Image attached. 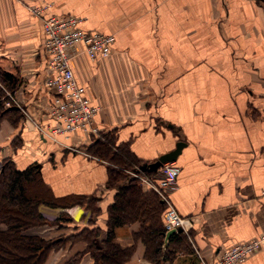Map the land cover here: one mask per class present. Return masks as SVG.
Instances as JSON below:
<instances>
[{
	"label": "crops",
	"instance_id": "obj_1",
	"mask_svg": "<svg viewBox=\"0 0 264 264\" xmlns=\"http://www.w3.org/2000/svg\"><path fill=\"white\" fill-rule=\"evenodd\" d=\"M43 1L0 0L1 105L8 109L0 118V160L9 158L18 169L37 167L56 198L93 200L92 216L86 202L65 207L40 204L45 226L26 233L57 232L60 240L88 227L97 228L100 237L107 229V209L117 189L107 186L108 170L116 166L86 152L83 147L91 144L92 136L81 130L60 135L63 144H58L41 137L34 124H55L52 96L44 86L42 19L29 10ZM105 1L59 0L57 7L46 12L76 15L83 18L81 28L115 36L108 60L92 61L85 55L72 60L86 96L100 106L94 118L98 127L105 132L114 130L118 142L131 140L129 150L147 163L172 150L178 141L184 143L173 160L180 172L170 198L181 216L192 219V239L191 245L186 241L188 250L176 252L165 264H201V259L210 263L220 249L264 235L260 149L264 147V122L260 126L245 112L247 99H253L257 91L244 85L246 95L242 97L237 82L226 84L216 77L194 81L201 71L225 73L227 56H237L236 49L223 51L227 38L220 28L223 20L237 18L232 11L239 0H116V4L107 0L110 6ZM242 8L256 10L251 1ZM123 52L142 70L157 75L154 84L147 86L148 92L154 90L153 98L139 112L134 108L136 100L129 98L133 86L121 84L126 77ZM10 95L20 107L6 105ZM252 101L259 106L257 100ZM156 119L160 127L152 123ZM135 230L132 224L119 226L114 239L122 247L134 243L125 264H146L141 241L132 237ZM98 238V246L103 247ZM65 248L78 251L77 264L91 259L83 242H68ZM59 256L50 253L44 264H64ZM242 264H264V240Z\"/></svg>",
	"mask_w": 264,
	"mask_h": 264
},
{
	"label": "trees",
	"instance_id": "obj_2",
	"mask_svg": "<svg viewBox=\"0 0 264 264\" xmlns=\"http://www.w3.org/2000/svg\"><path fill=\"white\" fill-rule=\"evenodd\" d=\"M1 97L0 90V118L1 114L8 110L1 105ZM108 132L103 135L106 136ZM112 143L110 140L98 139L86 146L87 152L100 155L101 158L107 157L108 161L116 166H110L108 170L107 186L117 189L113 202L107 209V229L102 240L103 247H99L95 240L99 235L97 228L85 227L78 233L61 237L60 240L26 233V230L46 222L45 217L38 211L40 204L65 207L86 202L90 207L93 200H85L84 196L56 198L43 182L37 167L30 165L18 169L9 158L1 161L0 264H44L52 249L73 238H84L88 243L86 249L94 264H125L132 254L134 243L130 246H120L114 239L115 229L136 221L140 223V227L138 231L133 232L132 237L135 242L138 239L141 241L144 259L159 264L173 258L179 245L184 243V233H173L163 248L165 229L158 221L160 202L151 190L143 189L137 178L123 170H136L147 162L137 158L128 147L119 146L114 149ZM155 172L143 171L149 174Z\"/></svg>",
	"mask_w": 264,
	"mask_h": 264
},
{
	"label": "built area",
	"instance_id": "obj_3",
	"mask_svg": "<svg viewBox=\"0 0 264 264\" xmlns=\"http://www.w3.org/2000/svg\"><path fill=\"white\" fill-rule=\"evenodd\" d=\"M46 5H32L29 10L42 19L44 34L43 49L46 56L44 86L52 96L51 115L55 124L35 127L41 137L58 144H63L58 137L67 136L75 130L103 140V129L95 123V115L100 106L92 104L86 96L85 86L80 83L73 71L72 60L85 55L92 61L106 58L110 55L115 36L113 34L85 30L80 27L83 18L73 14L45 13ZM7 106L20 105L10 95ZM76 149V148H73ZM129 174L157 193L159 201L165 205V232L174 229L184 233L188 238L193 226L192 219L181 216L173 205L169 195L177 184L180 167L174 162H165L156 173L145 176L137 168L128 170ZM264 236L245 243L234 244L217 251L213 261L201 264H242L248 255L260 248Z\"/></svg>",
	"mask_w": 264,
	"mask_h": 264
},
{
	"label": "rangeland",
	"instance_id": "obj_4",
	"mask_svg": "<svg viewBox=\"0 0 264 264\" xmlns=\"http://www.w3.org/2000/svg\"><path fill=\"white\" fill-rule=\"evenodd\" d=\"M54 1H55V3H54ZM54 1L53 0H45L41 4H38V5L39 6L46 5L47 8H45V12L46 11L48 12L49 8H51L53 6L57 7L59 0H54ZM247 1H251L253 3L254 7L256 8L255 11L254 10H252L251 12L246 11V10L242 11V9H243L242 6L246 5ZM105 3H107L110 6V3L107 0L105 1ZM237 3H238V4H236L237 6H235V8H233L234 11H232L233 12L232 15L233 16L236 15L237 18L231 17L230 19L223 20V22L221 21L223 24L221 25V28H220V30H221L220 33L225 35V37L227 38L224 41V47H223V45L221 46L223 48V51L227 54L228 52H230V49H231V51L233 49H236L235 52H236L237 56L234 59H229L227 56V58L224 61L225 63H223L224 70H226L225 73H222V74H212V73L205 74L201 71V72H198L197 75L196 74L194 75V81L201 83L202 81H205L207 79V77H216L218 80H220L226 84L227 83L230 84V82H232V81L235 83L237 82V83H239V85L242 88L239 91L236 90L235 92L238 91V94L241 95L242 97H244L246 95L245 90H243L244 85H247L251 89L256 90L257 92L254 95V98L253 99H251V98L247 99L248 101H247V106H246L245 112L251 118L257 119L258 124L261 126V123L264 122V110H262L264 108V1H262V0H239V1H237ZM112 4H116V0H113ZM234 4H235V2H234ZM103 6H106V5L103 4ZM30 7L31 6H29V8ZM47 12L45 13L46 15L52 14V13H47ZM66 14H69V13H66ZM232 38L237 39V40H232ZM111 53H112V50H111ZM111 53L108 57L100 59V61L108 60L113 54V53L112 54ZM116 54H120L119 51ZM122 54H124V56H125L123 58V60L125 61L124 71H125L126 77L123 79V83H121V84H124V85L128 84L130 86H133L132 89H134V91H132V93L130 91V94H131L129 97L131 99L130 101L132 102L134 99L136 100V105L134 108H136V110L138 112L142 111V109L145 110L146 109L145 106H147L148 102L150 103V101L154 95L153 94L154 90L152 92H148L149 88L147 89V86L151 87V85L154 84L153 81L156 80L157 75L156 74H150V73H147L145 70H142L143 69L142 66H140L135 59H133L132 57H129L127 52H123ZM126 65L129 67H127ZM130 67L134 70L135 74L131 73V71L129 69ZM140 69H141V71H140ZM116 83H117L116 85H118V86L120 85L119 81H116ZM226 88H227V86H226ZM123 91L124 92L128 91L127 86H126L125 90L123 87ZM227 93H228V91H227ZM252 100H257L259 106H257L255 103L253 104ZM152 123L155 126L160 127L159 119L154 120V122H152ZM163 126L164 125H162V127ZM260 126H259V129H260ZM167 127H170V124H168ZM107 135H108V137H106ZM107 135L103 136V140L106 139V141L107 140L113 141L112 147H114V149H116V147H119V146L128 147L130 149L131 140L128 142H118L114 130L111 132H108ZM97 140L98 139H96V138L95 139L92 138L91 143L94 141H97ZM83 148L86 149V147H83ZM117 149H120V148H117ZM260 149H261V154H262V159H263V167H264V147H261ZM87 153H89V152H87ZM89 154H91V153H89ZM91 155H93V154H91ZM93 156L100 158L101 160H104L105 162H107V164L110 163L108 161L109 159L107 157L101 158V157H99L100 155L99 156L93 155ZM0 167H1V160H0ZM152 174H154V173H152ZM144 175L149 176V173H144ZM177 187H178V183L176 184V186L174 187V189L172 191H174ZM146 188L148 190H151L148 187H146ZM151 191L155 194V196L157 197V199L159 201L157 193L154 192L153 190H151ZM169 197H170V195H169ZM160 204H161V212H159V220L158 221H160L162 226L164 227V224H165V218H164L165 205L161 202H160ZM93 206L91 205L90 209H89V215L90 216L95 214L92 210ZM83 213H84V215L88 214L87 211L85 212V210L83 211ZM45 223H43L41 225H37L35 227H38L37 229H40V228H42V226H45L44 225ZM131 224L135 227V229H136L135 231L139 230L140 223L138 221L131 223ZM192 228H193V226H192ZM192 228L189 231V237L191 239H192ZM39 234H41V233H39ZM45 234H44V236H42V235L41 236L43 238H46V239H50V238L54 239V238L58 237V235H60V233L57 234V232L55 234H53L51 231L46 232ZM31 235H33V234H31ZM61 235H62V233H61ZM262 236H264V235H262ZM98 237H99V235H98ZM98 237H95L97 244H98V241H97ZM104 237H105V234H103V236L99 237L101 239L102 245L104 244L102 241ZM183 237L185 238L184 243H181V245H179L180 248L178 247L176 252L188 250L187 249L188 245H186V241L191 245L190 238H188L185 234H183ZM68 242L71 243V245L74 244L75 242H83L85 244V248H87V246H88V243L84 240V238L67 239L66 241L62 242L61 246H59L58 248L52 249L50 251V253H52V252L58 253V255H60L59 257L64 259L63 260L64 264H77V259L80 258L79 254L77 255L78 251L72 250V249H66L65 248L66 243H68ZM86 251L88 252L87 249H86ZM90 257H91V255H90ZM141 257H142V261L145 262L146 264H153V263L147 261L146 259H144L143 255ZM73 260H76V261H74V263H71V261H73ZM165 262L166 261H163V264H165ZM82 264H93L92 257H91V259L83 260Z\"/></svg>",
	"mask_w": 264,
	"mask_h": 264
},
{
	"label": "water",
	"instance_id": "obj_5",
	"mask_svg": "<svg viewBox=\"0 0 264 264\" xmlns=\"http://www.w3.org/2000/svg\"><path fill=\"white\" fill-rule=\"evenodd\" d=\"M183 145H184V143L182 141H178L172 150L161 154L160 156L157 157V159H155L152 162L142 164L139 167V170L149 171V172L158 170L159 167H161L163 163L175 160L177 155L181 151V148L183 147ZM173 233H175L174 229L165 232L164 240H163V248H165V246L167 245L169 237Z\"/></svg>",
	"mask_w": 264,
	"mask_h": 264
}]
</instances>
